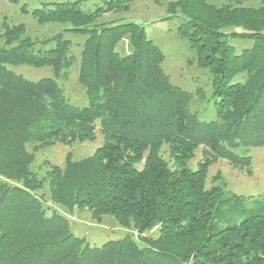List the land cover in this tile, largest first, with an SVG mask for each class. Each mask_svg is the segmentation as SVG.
<instances>
[{"label": "trees", "instance_id": "trees-1", "mask_svg": "<svg viewBox=\"0 0 264 264\" xmlns=\"http://www.w3.org/2000/svg\"><path fill=\"white\" fill-rule=\"evenodd\" d=\"M87 1L43 2L31 11L35 17L72 25L36 39L21 37L23 23L9 26L0 46V264H264V204L247 208L221 184L207 183L211 159L251 167L250 148L264 145V26L237 22L235 7L205 3V14L178 1L186 17L177 30L214 76L215 115L203 119L190 109L200 87L190 91L171 81L162 66L165 53L145 26L97 21L133 0ZM260 1L249 11L264 16ZM71 32L84 36V106L74 104L60 82L76 62ZM127 36L131 47L123 52ZM235 40L250 44L239 48ZM13 64L50 65L54 76L30 79ZM98 126L104 142L93 154L74 159L70 153L63 168L49 163L52 199L96 218L112 215L140 234L157 226L158 236L140 240L126 233L92 244L64 213H48L27 144L36 150L71 144L93 138ZM198 147L207 156L193 167ZM226 204L242 214L239 220L222 219Z\"/></svg>", "mask_w": 264, "mask_h": 264}, {"label": "rangeland", "instance_id": "rangeland-1", "mask_svg": "<svg viewBox=\"0 0 264 264\" xmlns=\"http://www.w3.org/2000/svg\"><path fill=\"white\" fill-rule=\"evenodd\" d=\"M52 1L73 0H0V46L4 45L8 39L6 28L20 23L25 25V32L21 37L31 39L47 37L61 29L70 27L72 25L70 21L59 19L41 21L32 14L31 11L34 7L41 6L43 2ZM97 1L99 0H88L85 5L92 6ZM178 1L180 0H133L128 9L119 8L105 12L97 17V21L113 23L132 20L145 26L148 37L153 39L165 53L162 66L171 81L190 91L200 87L201 91L191 101L190 109L192 111L199 110L200 117L203 119H211L215 115L211 106L214 76L209 68L199 65L197 50L191 47L189 40L183 38L177 30L182 18L186 17L185 12L179 7ZM205 3L216 8L235 7L238 10L237 22L253 20L259 26L260 24L264 26V16L249 11L251 8L259 7L260 0H184L183 2L187 8H200L207 14L210 11L205 8ZM15 32L18 31L15 30ZM68 36L74 41L71 51L76 55V62L69 68L68 76L61 79L60 82L70 100L74 104L84 106L89 102L86 87L79 81L80 51L84 36L74 32ZM235 43L239 48L250 44L242 40H235ZM130 47V38L127 36L120 44L119 49L126 52ZM10 66L16 72L34 80L45 76H54V69L50 65L36 67L29 64H13ZM103 142L104 135L98 126L93 138L77 139L71 144L57 141L37 150L34 149V143L27 144V149L34 152V160L30 164V168L42 179L43 186L38 189V194L42 196L48 213H51L53 209L64 213L70 218L73 230L92 244L101 245L108 239L121 237L126 233L132 234L137 239L144 235L147 237L158 236L157 226L140 234L133 225L123 226L112 215L106 214L96 218L88 209L80 210L76 206L70 207L52 199L48 175L49 163L57 164L63 168L68 154L71 153L74 159L89 156ZM162 152L166 159H170L167 144L163 146ZM250 154L252 156L251 167L235 165L222 157L211 159L207 181L208 186L211 185V182L213 183L212 180L221 184L228 196L238 195L241 197L243 205L247 208L264 204V145L251 147ZM206 156L203 149L198 147L195 157L190 160V165L196 167L197 162ZM230 205H225V214L221 215L225 222L239 220L242 216L234 206L231 205V209Z\"/></svg>", "mask_w": 264, "mask_h": 264}]
</instances>
